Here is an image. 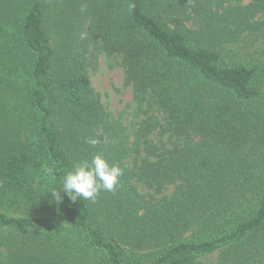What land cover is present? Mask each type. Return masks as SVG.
I'll return each instance as SVG.
<instances>
[{"label":"trees","instance_id":"16d2710c","mask_svg":"<svg viewBox=\"0 0 264 264\" xmlns=\"http://www.w3.org/2000/svg\"><path fill=\"white\" fill-rule=\"evenodd\" d=\"M84 30L121 58L126 84L140 101L155 99L165 131L182 142L145 145L136 172L100 134L106 120L86 75ZM97 154L122 169L116 191L95 202L60 192L56 202L50 192L73 163ZM30 168L55 179L47 174L34 191ZM133 178L178 186L150 203ZM15 198L42 217L5 214ZM0 210V264H207L216 253L222 264H255L264 238V0H0Z\"/></svg>","mask_w":264,"mask_h":264},{"label":"rangeland","instance_id":"374dc122","mask_svg":"<svg viewBox=\"0 0 264 264\" xmlns=\"http://www.w3.org/2000/svg\"><path fill=\"white\" fill-rule=\"evenodd\" d=\"M217 1L223 8L233 5L244 6L251 2V0ZM54 2L51 1L48 8L50 18L55 16L54 12L57 10L54 7ZM55 32L53 30L51 34ZM83 32L87 33V38L84 39L86 75L90 81L92 96L97 98L102 105L106 120V129L101 131L100 134L103 137L105 147L118 157L122 168L127 172H136L138 161L144 155L145 145L151 144L159 148L170 149L174 144H181L182 142L165 131L166 121L155 99L148 94L140 101L132 87L126 84L121 58L119 56H108L102 51L99 41L93 40L87 30ZM50 41L53 43L52 40ZM241 45L242 43H240V47ZM241 54H244V52L241 51ZM146 122L152 125V129L149 131L142 128ZM27 127L31 129L29 125ZM195 141H197L196 138ZM27 174L34 191H38L43 187L48 178L43 168L38 171L30 168ZM132 181L143 200L150 203L170 198L178 186L177 183L167 185L161 190H155L140 184L136 178H133ZM13 203L18 206H14ZM6 207L10 208L5 212L8 216L42 217L33 207L26 206L23 199L8 200ZM263 239L262 237L258 252L254 256L255 264H264ZM76 256L78 255L76 254ZM222 258H224L222 255L216 253L207 260V264H222Z\"/></svg>","mask_w":264,"mask_h":264},{"label":"clouds","instance_id":"9594fccd","mask_svg":"<svg viewBox=\"0 0 264 264\" xmlns=\"http://www.w3.org/2000/svg\"><path fill=\"white\" fill-rule=\"evenodd\" d=\"M86 10V5H82L80 11ZM87 38L86 32L80 33V39ZM87 145L95 147L99 141L93 138H87L84 141ZM46 174L53 176V170L45 169ZM122 175V169L117 165L109 163L99 154L93 155L91 159L79 160L73 163L72 168L62 178V185L59 189L53 188L50 192L51 197L59 202L60 192L66 194L71 201L82 198L95 202L96 197L101 191H116L119 180Z\"/></svg>","mask_w":264,"mask_h":264}]
</instances>
